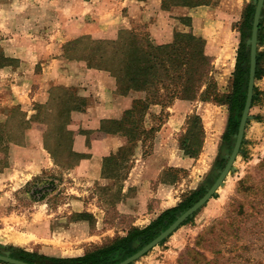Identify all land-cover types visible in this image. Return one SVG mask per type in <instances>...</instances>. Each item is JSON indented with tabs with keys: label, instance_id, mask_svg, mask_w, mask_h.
<instances>
[{
	"label": "rangeland",
	"instance_id": "1",
	"mask_svg": "<svg viewBox=\"0 0 264 264\" xmlns=\"http://www.w3.org/2000/svg\"><path fill=\"white\" fill-rule=\"evenodd\" d=\"M64 1L67 0H0V63L9 64L0 67V123L5 122L12 109L17 107H20L28 118L35 115L37 113L35 104L47 103L51 92L57 88L72 91L89 103L88 95H82L78 86H66L50 81L49 86L43 90L46 101L36 100L27 106L19 103L11 106V99H15L11 94H15L14 92L29 90V96L39 94L41 84L45 86V83L49 82V73L54 74V70L57 71L60 67L59 59L87 66L84 61L62 57L64 45L72 39L58 40L60 34L57 27L54 30L53 22L69 20L62 3ZM242 16L233 15L229 20H220L218 27H212L217 36L212 41V50L217 54V57L213 58L212 77L223 91L231 89L232 75L242 40L240 31ZM121 29L148 31L147 23ZM189 29L187 21L179 20L175 31ZM119 30H111L100 36L90 34L80 36L109 37ZM258 47L260 51H264V44ZM21 66L23 68L19 70ZM69 69L68 71L74 70ZM49 70L51 71L48 72ZM93 80L96 79H86L87 85H92ZM255 84L260 92V98L251 108L253 118L249 120L244 137L246 153L238 155L234 163L235 171L228 175L225 185L218 189L217 194L190 217L192 218L190 222L181 225L165 242H161L131 264H204L197 252L204 254L207 260H211V264H264V77L256 80ZM55 93L57 98L52 103L55 110L52 112V119L58 117L64 89H57ZM201 105L200 109L207 124L205 140L208 139V142L210 140L211 150L201 157L200 162H194L190 167V175L187 173L185 182L180 186L185 195L201 186L208 189L227 161L225 163L223 161L222 166L215 165L213 172L210 171L211 165L216 164L218 159L221 161L227 158L229 154L225 153L222 158L220 153L217 155L229 118L227 106L213 102ZM255 115L259 118L255 119ZM14 117H17V114ZM154 121L153 124L151 120L146 119L145 127L158 128V121ZM14 123H18L17 120ZM36 125L27 131L26 139L29 132H34L44 145L43 127L40 124ZM0 142L3 145L6 142L3 133H0ZM52 142L53 146H56L55 140ZM26 143L27 140L24 144ZM13 145L17 144H11L8 152L0 150V245L5 251L10 250L9 247H14L46 254L43 249L50 250V245L60 247L63 242L66 243L65 246L78 244L77 246L84 247L82 249L84 254L88 249L126 233L131 216L121 211L119 204H116L119 199L116 185H109L103 179L89 181L78 178L57 165L54 160L51 167L39 171L33 167L24 168L19 162L11 167ZM60 156L64 158L65 155L61 153ZM7 161L9 166H5ZM9 167L11 175L1 176ZM83 206L87 210L88 207L103 209V216L98 213L101 217L93 215L90 223L80 222L85 225L76 226L78 223L76 213ZM43 223L50 229V235L55 233L53 242L48 238L38 240L34 235L39 233ZM27 228L34 233L28 232L26 237L29 241L25 244V241H20L18 232ZM23 243L24 247L21 246ZM66 252L68 254L70 251ZM76 252L75 249L69 254Z\"/></svg>",
	"mask_w": 264,
	"mask_h": 264
},
{
	"label": "trees",
	"instance_id": "2",
	"mask_svg": "<svg viewBox=\"0 0 264 264\" xmlns=\"http://www.w3.org/2000/svg\"><path fill=\"white\" fill-rule=\"evenodd\" d=\"M215 1L162 0L163 7L167 9L173 6L210 5ZM255 8L256 5L253 2L247 4L241 19L242 40L230 90H221L213 80V57L206 52L205 39L193 31L192 20L188 18L184 21H187L190 29L175 31L174 38L169 43H156L150 33L145 30L120 29L109 37L94 38L85 35L72 39L64 45L62 57L68 60L84 61L88 68L109 72L115 77L117 93L121 95H128L131 91L145 93V99L137 100L133 107L125 112L122 119L102 122V131L107 134L121 133L128 138L129 143L138 140L147 142L154 137L157 128L145 127L146 113L150 104L168 106L176 100H181L187 104L204 101L227 106L229 118L222 136L219 154L222 158L225 153H231L234 147L235 134L238 132L247 99L250 73V47L247 45V38L252 33ZM262 14L259 46L264 44V9ZM7 65L9 64L0 63V67ZM262 77H264V51H260L258 47L256 80ZM57 89H64V97L60 102L58 117L52 119V112L55 111L52 103L57 98L55 93ZM57 89L51 92L47 103L35 104L37 113L30 118L20 107L12 109L7 120L0 123V133L4 134L6 140L4 145L0 142V150L8 152L11 144L24 145L27 131L36 127V124H40L44 132V147L51 154L54 162L65 169H72L79 164L83 154L73 150L74 131L69 126L72 123V112L84 111L88 103L72 91L65 88ZM259 98L260 92L255 84L252 107L256 105ZM16 114L17 117H14ZM254 118L257 119L259 116L255 115ZM15 120L18 123H14ZM52 140H55L56 146H53ZM204 142L203 120L199 114L192 113L187 117L185 131L179 138V146L186 155L197 158L202 152ZM245 142L244 139L240 155L246 153ZM61 153L65 155L64 158H60ZM223 161L225 163L227 158L221 161L218 159L216 165L222 166ZM119 164L117 154L106 156L103 174L109 177L115 175ZM5 166H9V161ZM206 189L205 186H201L190 194L184 195L177 206L163 211L148 226L131 227L124 235H117L108 242L96 245L82 256L59 257L14 247L8 249L11 250L12 256L34 264H117L165 230L180 213L198 201L205 194ZM76 216L77 220L83 218L89 221L93 217L87 212H77ZM191 219L188 218L183 224L190 222ZM3 250V246L0 245V252ZM197 253L204 264H211V260H207L204 254ZM0 263L8 264L3 261Z\"/></svg>",
	"mask_w": 264,
	"mask_h": 264
},
{
	"label": "crops",
	"instance_id": "3",
	"mask_svg": "<svg viewBox=\"0 0 264 264\" xmlns=\"http://www.w3.org/2000/svg\"><path fill=\"white\" fill-rule=\"evenodd\" d=\"M248 1L216 0L210 5L173 6L167 9L163 7L162 0H67L62 3L69 20H55L53 27L54 30L58 28L60 34L58 40L66 41L82 34L100 36L111 30L147 23L151 38L156 43L162 44L171 42L179 20L188 18L192 20L193 31L205 39L206 52L214 58L217 54L212 50V41L217 36L212 27H218L220 20H229L233 15L242 16L247 4L251 3ZM12 55L15 54L12 53ZM58 62L61 63L60 67L57 71L54 70V74L49 73V82L45 83V86L41 84L39 94L34 93L29 96V90L14 92L15 94H11V97L15 98L11 99V106L17 103L27 106L31 101L36 100L46 101L43 90L49 86L50 81L66 86H78L82 95H88L89 103L84 111L72 112V123L69 128L74 131L72 148L83 154V157L79 164L67 171L78 178L89 181L103 179L109 185H116V190L119 191L116 204H119L121 211L131 216L127 231L131 227L148 226L163 211L180 203L185 195L180 186L185 182L187 173L190 175V167L194 165V162H200L201 157L211 150L208 139L205 140L202 152L197 158L186 155L179 146L180 135L185 131L187 117L190 114H199L206 130L205 116L200 108L202 103L210 102L198 101L196 104H187L176 100L168 106L150 104L145 123L146 119L151 120L153 124L154 120L158 121L154 137L149 139L148 143L143 140L129 143L128 138L121 133L107 134L102 131V122L122 119L125 112L131 109L137 100L145 99V93L131 91L128 95H121L117 93L115 77L109 72L90 70L79 62L60 59ZM22 66L19 70H22ZM69 68L74 70L68 71ZM91 78L96 80L92 81V85H87L86 79ZM18 87L21 88V86ZM37 136V133L29 132L26 144L13 145L10 156L11 167L19 162L24 168L33 167L39 171L53 165L51 154L45 149L41 138ZM221 145L222 140L217 155L221 152ZM111 154L118 155L120 164L116 174L109 177L103 174V167L105 157ZM215 165L214 163L211 165L210 171H214ZM11 167L1 173V176L11 175ZM81 212H87L99 218L103 214V209L88 207L87 210L83 206L79 209V213ZM86 221L90 223L89 220L81 218L75 225L84 226L85 224L80 222ZM46 225L43 223L39 233H34L29 228L19 231L20 241H25L26 244L29 241L26 235L28 232H33L38 240L48 238L53 242L55 233L50 235L51 231ZM88 233L91 236L90 232ZM24 243L21 246L24 247ZM61 243L60 247L50 245L51 251L45 249L42 251L54 256L83 254L84 247L77 246L78 244L65 246L66 243ZM75 249L76 254H69ZM65 250L70 252L67 254Z\"/></svg>",
	"mask_w": 264,
	"mask_h": 264
},
{
	"label": "water",
	"instance_id": "4",
	"mask_svg": "<svg viewBox=\"0 0 264 264\" xmlns=\"http://www.w3.org/2000/svg\"><path fill=\"white\" fill-rule=\"evenodd\" d=\"M256 5L255 14L252 26V35L247 40V45L250 47V73L248 82V91L245 107L240 120V125L238 132L235 134V144L231 153L227 154V163L225 167L220 171L219 176L216 178L215 182L207 189L205 194L196 201L191 207L180 213L175 221L171 223L165 230H162L154 239L145 244L141 249H139L134 254L128 256L117 264H131L137 259L147 254L155 246L163 242L168 236L175 232L188 218L194 216V214L203 207L215 194H217L218 189L225 185V180L231 172L235 171V161L241 152V147L245 137V131L248 125V121L253 118L251 115V108L254 96V88L256 83V68H257V53L259 46V30L261 19L263 18L264 0H254ZM0 261L9 264H34L11 255L10 250H3L0 252Z\"/></svg>",
	"mask_w": 264,
	"mask_h": 264
}]
</instances>
